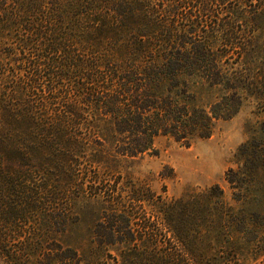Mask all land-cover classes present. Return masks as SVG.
I'll return each mask as SVG.
<instances>
[{"label":"trees","instance_id":"trees-1","mask_svg":"<svg viewBox=\"0 0 264 264\" xmlns=\"http://www.w3.org/2000/svg\"><path fill=\"white\" fill-rule=\"evenodd\" d=\"M231 1L0 0V264H105L110 246L116 264L264 259V120L225 173L231 200L219 184L165 199L127 171L248 97L264 114V0ZM85 201L103 213L74 248L56 236Z\"/></svg>","mask_w":264,"mask_h":264},{"label":"rangeland","instance_id":"rangeland-1","mask_svg":"<svg viewBox=\"0 0 264 264\" xmlns=\"http://www.w3.org/2000/svg\"><path fill=\"white\" fill-rule=\"evenodd\" d=\"M239 4L233 0L224 5V10ZM262 120L264 114L256 113V102L253 97H248L234 117L216 123L210 138L196 140L185 146L174 139L160 136L155 140L157 152L129 162L127 171L134 180L144 182L165 199L182 197L212 184H219L225 197L231 200L232 191L225 180V173L231 167L238 168L239 148L257 134ZM89 206L93 209L92 213L88 212ZM102 213L103 206L100 203L79 202L76 209L79 223L65 235L56 237L74 248L80 242L85 244L92 237L93 228ZM117 248H107L106 254H103L105 264L120 261ZM243 264H264V259L255 260L247 256Z\"/></svg>","mask_w":264,"mask_h":264}]
</instances>
